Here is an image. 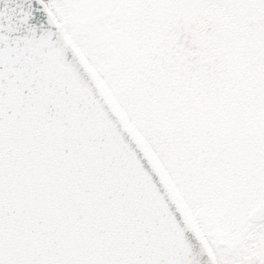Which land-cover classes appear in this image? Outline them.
<instances>
[{"label": "snow or ice", "instance_id": "obj_1", "mask_svg": "<svg viewBox=\"0 0 264 264\" xmlns=\"http://www.w3.org/2000/svg\"><path fill=\"white\" fill-rule=\"evenodd\" d=\"M0 264H264V0H0Z\"/></svg>", "mask_w": 264, "mask_h": 264}]
</instances>
